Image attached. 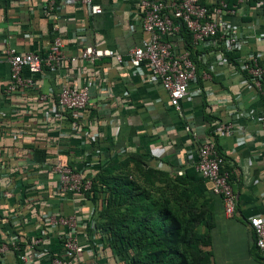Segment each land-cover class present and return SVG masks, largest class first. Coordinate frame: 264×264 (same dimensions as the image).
<instances>
[{"label":"crops","instance_id":"obj_1","mask_svg":"<svg viewBox=\"0 0 264 264\" xmlns=\"http://www.w3.org/2000/svg\"><path fill=\"white\" fill-rule=\"evenodd\" d=\"M52 1L46 14L48 0H0V244L7 246L0 264H22L10 246L20 238L28 239L22 250L27 264H49L50 257L62 252L65 229L49 226L43 216L76 214L90 223L101 207L102 193L94 199L58 193V178L51 172L57 161L91 178L112 158L139 155L173 177L177 171L194 170L203 139L214 142L224 157L236 196L230 217L220 197L211 195L208 203L215 264H260L250 255L254 236L248 219L264 217V130L256 115L264 111V97L244 91L248 80L232 62L219 65L208 56L213 61L209 69L196 57L198 80L188 85L175 109L145 65L79 58L88 45L113 50L124 60L142 46L148 34L140 25V0H94L102 8L98 15L76 2ZM232 5L235 14L227 17L229 22L239 27L249 49L264 56V40H257L264 34V0H236ZM54 25L62 41V66H43L31 75L37 91L48 93L49 99L39 102L34 91L8 100L3 92L10 75L5 49L45 56ZM64 82L75 88L86 84L91 106L76 115H48ZM233 107L242 114L243 132L223 134L222 126L234 118L229 111ZM32 237L40 238L34 249L28 246ZM77 237L83 252L68 264H128L98 231L79 228Z\"/></svg>","mask_w":264,"mask_h":264},{"label":"built area","instance_id":"obj_2","mask_svg":"<svg viewBox=\"0 0 264 264\" xmlns=\"http://www.w3.org/2000/svg\"><path fill=\"white\" fill-rule=\"evenodd\" d=\"M64 1L79 3L91 15L102 13L101 6L94 0ZM139 3L142 9L140 25L148 34V38L142 46L133 48L129 52L127 60L113 50L89 45L81 49L79 58L93 62L109 57L117 64L127 62L133 68L145 65L149 69L150 79L159 83L167 93L169 104L179 109L180 101L188 93V85L198 80L196 63L191 59L190 51L180 48L177 43L179 29L183 25L191 34L193 49L201 48L197 59L202 64H206L209 69L213 63L227 64L230 61L225 53H230L234 58V66L245 75L246 81L248 80L244 85V91L264 97V56L258 51L249 49L239 27L229 22L227 17L235 14V5L229 6L226 0H215L209 4L204 3L203 0H140ZM52 8L53 1L48 0L46 14H49ZM53 28L54 36L45 56L35 52H20L14 48L5 49V60L9 65L10 75L3 92L8 100L34 91L39 102L44 103L49 99L48 93L37 91L31 75L39 73L43 66L50 69H59L62 66V41L57 35V25ZM257 40H264V34L258 35ZM208 56L214 61L211 60L213 63L209 61ZM24 71L30 76H24ZM90 102L86 84L75 88L64 82L56 94L55 104L47 109L46 113L55 117L62 112L76 115L91 106ZM229 111L234 118L222 126L221 133L241 134L244 128L240 123L242 114L236 107L230 108ZM256 115L264 130V111L259 110ZM240 139L242 142L243 137ZM225 163L214 142L208 139L200 141L194 170L204 180L209 194L220 197L224 214L230 217L235 212L236 196L230 180L231 173L224 169ZM51 172L57 175V189L61 195L78 194L90 187V178H86L60 161L51 167ZM177 174L181 175L182 172L177 171ZM43 220L51 227L61 226L65 229L61 240L62 252L52 257L49 264H68L74 256L83 252V247L78 242L77 230L81 228L87 232L88 225L90 229L93 228L92 222H82L76 214L66 217L46 215L43 216ZM248 225L254 236V245L264 257V217H250ZM39 243V237H32L28 246L34 249ZM10 246L18 252L19 261L27 264L28 256L20 251L15 239L11 240ZM6 249V245L0 244V255ZM37 256L40 254L37 253Z\"/></svg>","mask_w":264,"mask_h":264},{"label":"trees","instance_id":"obj_3","mask_svg":"<svg viewBox=\"0 0 264 264\" xmlns=\"http://www.w3.org/2000/svg\"><path fill=\"white\" fill-rule=\"evenodd\" d=\"M235 1L226 0L229 6ZM177 40L180 48L190 51L197 67L198 52L183 25ZM225 55L234 63L230 53ZM133 158L110 159L90 178L89 189L80 192L93 199L104 194L91 218L93 228L88 225L87 230L98 231L106 244L126 256L128 264H215L210 235L213 220L208 211L212 194L204 180L190 168L169 177L141 156ZM27 244L25 238L17 242L20 251ZM250 255L264 264L254 237Z\"/></svg>","mask_w":264,"mask_h":264}]
</instances>
